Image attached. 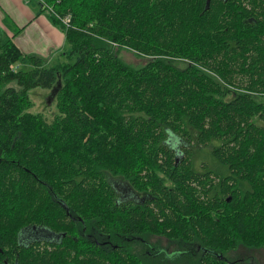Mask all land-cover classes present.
I'll list each match as a JSON object with an SVG mask.
<instances>
[{
    "label": "trees",
    "instance_id": "16d2710c",
    "mask_svg": "<svg viewBox=\"0 0 264 264\" xmlns=\"http://www.w3.org/2000/svg\"><path fill=\"white\" fill-rule=\"evenodd\" d=\"M39 5L70 16L66 29L48 13L68 51L48 67L0 32V264H146L129 246L148 236L198 264H254L244 257L264 251V0ZM125 49L147 62L123 61ZM36 88L55 94L53 120L29 111ZM33 227L62 244L22 246Z\"/></svg>",
    "mask_w": 264,
    "mask_h": 264
},
{
    "label": "crops",
    "instance_id": "0c3cea01",
    "mask_svg": "<svg viewBox=\"0 0 264 264\" xmlns=\"http://www.w3.org/2000/svg\"><path fill=\"white\" fill-rule=\"evenodd\" d=\"M39 0H0V32L13 39L24 55L38 56L45 66L66 60L64 30L54 24Z\"/></svg>",
    "mask_w": 264,
    "mask_h": 264
},
{
    "label": "rangeland",
    "instance_id": "374dc122",
    "mask_svg": "<svg viewBox=\"0 0 264 264\" xmlns=\"http://www.w3.org/2000/svg\"><path fill=\"white\" fill-rule=\"evenodd\" d=\"M120 58L134 67H140L147 62V59L137 56L129 50L120 51ZM59 65V62H53ZM64 63V60L62 61ZM175 64L179 67L184 66V62L175 60ZM29 98L32 106L29 111L33 114H41L48 120H53L57 114V107L55 102V94L42 88H36L29 91ZM122 196L126 199H136L137 196L129 188L128 185L120 188ZM129 248L136 252L146 264H198L199 254H194L191 251L184 253V248L179 247L178 244H173L168 240L148 236L143 240L133 242ZM248 252V251H246ZM249 258L248 263L264 264V251H253L249 255L246 254L244 258Z\"/></svg>",
    "mask_w": 264,
    "mask_h": 264
},
{
    "label": "flooded vegetation",
    "instance_id": "af4514ba",
    "mask_svg": "<svg viewBox=\"0 0 264 264\" xmlns=\"http://www.w3.org/2000/svg\"><path fill=\"white\" fill-rule=\"evenodd\" d=\"M20 242L22 246L30 247L35 251L44 250L46 247L56 248L62 244L58 234L42 227L25 230Z\"/></svg>",
    "mask_w": 264,
    "mask_h": 264
},
{
    "label": "built area",
    "instance_id": "2783aa9c",
    "mask_svg": "<svg viewBox=\"0 0 264 264\" xmlns=\"http://www.w3.org/2000/svg\"><path fill=\"white\" fill-rule=\"evenodd\" d=\"M42 0H39V2H41ZM47 12L52 13L53 16L57 17L58 19H60V23L62 26H64L66 29L69 28L70 26V16H67L66 18H62L60 16H58L57 14H55L51 9L47 10Z\"/></svg>",
    "mask_w": 264,
    "mask_h": 264
},
{
    "label": "water",
    "instance_id": "95a60500",
    "mask_svg": "<svg viewBox=\"0 0 264 264\" xmlns=\"http://www.w3.org/2000/svg\"><path fill=\"white\" fill-rule=\"evenodd\" d=\"M43 9H44V6H43Z\"/></svg>",
    "mask_w": 264,
    "mask_h": 264
},
{
    "label": "bare ground",
    "instance_id": "6f19581e",
    "mask_svg": "<svg viewBox=\"0 0 264 264\" xmlns=\"http://www.w3.org/2000/svg\"><path fill=\"white\" fill-rule=\"evenodd\" d=\"M61 17V16H60Z\"/></svg>",
    "mask_w": 264,
    "mask_h": 264
}]
</instances>
